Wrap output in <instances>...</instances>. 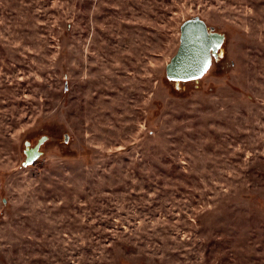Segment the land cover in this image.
<instances>
[{"label":"rangeland","instance_id":"rangeland-1","mask_svg":"<svg viewBox=\"0 0 264 264\" xmlns=\"http://www.w3.org/2000/svg\"><path fill=\"white\" fill-rule=\"evenodd\" d=\"M0 264H264V0H0Z\"/></svg>","mask_w":264,"mask_h":264},{"label":"water","instance_id":"water-1","mask_svg":"<svg viewBox=\"0 0 264 264\" xmlns=\"http://www.w3.org/2000/svg\"><path fill=\"white\" fill-rule=\"evenodd\" d=\"M180 30V45L169 64L166 65L165 73L169 80H193L201 77L208 63L206 57H203L207 44L204 42L206 38L205 24L199 18H192L184 22ZM195 30L199 32V41L190 42L189 37ZM220 41L221 37H215L213 43L219 44ZM32 155L29 154L30 158L28 157L27 163L34 159Z\"/></svg>","mask_w":264,"mask_h":264},{"label":"flooded vegetation","instance_id":"flooded-vegetation-1","mask_svg":"<svg viewBox=\"0 0 264 264\" xmlns=\"http://www.w3.org/2000/svg\"><path fill=\"white\" fill-rule=\"evenodd\" d=\"M205 24V23H204ZM205 29H206V38H205V41L207 44H206V51L204 52V56L203 57H206V60H207V66L206 68L203 70V73L201 74V77H203L207 71L211 68V66L221 60L222 58V47H223V41H224V35L223 34H219L218 32H216L214 29H212L211 27H208L207 25H205ZM215 37H221V41L219 42V44H215L213 43V40L215 39ZM199 38H200V35H199V32L198 31H192L190 37H189V40L190 42H197L199 41ZM180 45V44H179ZM216 47V48H214ZM201 77H198V78H201ZM198 78H194L193 80H197ZM193 80H179V81H175V80H170L172 82L175 83V86L177 88H179V85H183L184 83L186 82H192Z\"/></svg>","mask_w":264,"mask_h":264}]
</instances>
